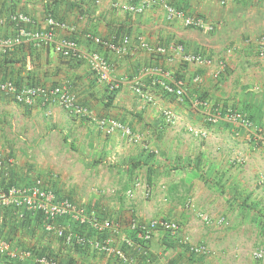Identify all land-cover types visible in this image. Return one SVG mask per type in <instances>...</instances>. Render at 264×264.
I'll list each match as a JSON object with an SVG mask.
<instances>
[{"label": "crops", "instance_id": "crops-1", "mask_svg": "<svg viewBox=\"0 0 264 264\" xmlns=\"http://www.w3.org/2000/svg\"><path fill=\"white\" fill-rule=\"evenodd\" d=\"M117 2L0 0V37L25 28L52 31L54 38L47 44L29 40L4 59L0 53V80L68 89L94 118L74 117L57 103L19 105L0 93V184L26 187L41 180L59 200L95 211L130 238L133 224L173 220L192 244L207 248L204 255L192 254L157 231L147 245L152 264H264L256 256L264 249V142L255 134L260 129L264 137V0H156L143 14L118 8ZM164 5L202 18L212 30L169 21ZM16 13L31 23L9 22ZM50 18L67 27L50 28ZM64 38L108 60L114 79L121 80L113 99L108 83L99 81L85 59L55 51L54 42ZM180 46L213 64L183 62L175 52ZM160 70L185 81V102L163 91ZM139 86L151 101L136 93ZM195 98L211 108L247 112L252 130L229 122L224 112L210 123V108L195 107ZM167 110L174 123L164 117ZM102 118L130 127L136 141L119 130L107 133L96 123ZM56 225L73 239L46 232L35 214L0 208V238L15 247L65 264H125L94 249L89 242L96 238L80 242V228L69 220ZM108 238L134 264H143L120 235Z\"/></svg>", "mask_w": 264, "mask_h": 264}, {"label": "built area", "instance_id": "built-area-1", "mask_svg": "<svg viewBox=\"0 0 264 264\" xmlns=\"http://www.w3.org/2000/svg\"><path fill=\"white\" fill-rule=\"evenodd\" d=\"M115 6L123 8L126 11L133 14H143L149 8H151L156 0H120ZM166 16L169 21H182L187 27H195L205 29L207 31L212 30V26L206 24L202 18H195L187 16L183 10H178L170 5H164ZM11 23H16L23 26L31 23V18L25 14H11L8 19ZM5 21L0 17V24H4ZM48 26L50 28H65L66 24L56 21L53 18L48 20ZM94 41V43L114 48L113 44L103 41L100 38L88 36ZM29 40L47 44L54 40L52 31L44 32H30L25 28L19 29V31L13 37H0V53L6 54L14 50V48L22 46ZM129 40H126L127 44ZM149 51L155 53L165 52L163 49L153 50L149 46L144 45ZM55 51L63 57L69 58H81L85 59L91 69L97 74L101 83H108L111 90L119 88L120 79H114L112 75V69L108 60L97 52L86 53L81 51L78 44L69 39H60L54 42ZM121 52V48L119 50ZM175 52L179 54L182 61L187 64L197 65H212L213 60L199 53H187L183 46L176 48ZM261 57L264 58V51L261 53ZM165 80L160 83L163 91L175 97L178 101L184 102L187 98L186 83L184 80L174 77L168 71L164 72ZM200 82V80H198ZM0 93L7 95L14 102L19 105L31 107L37 102H42L44 105L57 103L61 105L66 111H68L74 117H87L94 118L88 113L87 108L82 106L77 97L73 95L68 89L61 87H44V86H30V85H18L12 81L0 82ZM136 93L143 98L151 101L141 86L136 89ZM195 107L203 106L208 107L210 104L202 101L199 98H195L193 101ZM210 111L207 116V120L210 123H218L222 119V113H225L224 118L229 122L244 127L248 130H252L253 124L247 114L233 110L232 108L222 109L221 107H208ZM164 117L170 122H175V115L170 111L163 112ZM97 125L104 128L107 133L114 131H120V133L126 136L131 142L136 141V137L130 127L114 120L102 118L96 120ZM254 131V130H253ZM255 134L261 141L264 142V137L260 136L261 130L255 129ZM1 164V161H0ZM132 196V192L129 194ZM15 207L21 212H28L31 214L39 213L43 218V228L48 233H54L59 238H67L72 240V235H67L64 228L56 225L58 218H68L71 222L83 224L86 227L104 233L111 231L113 235H120L127 247L134 249L138 253L145 254L148 257L147 262H151L148 254L147 245L152 240L154 233L157 230H162L167 233L171 240L177 241L179 244L187 248V250L195 255H204L207 253L205 245H194L191 243L189 237L183 236L181 233V226L178 222L173 220L158 219L151 220L147 225L139 226L132 225V230L137 235V240L128 237L127 234H119L117 228H115L112 222L105 218H100L95 211L87 210L85 207L77 205L68 199L59 200L57 194L47 187L41 180H37L34 184L26 187H5L0 184V208L3 207ZM23 217V213L20 214ZM206 223L210 221V218L204 217ZM220 222H224L223 219ZM112 235V236H113ZM80 242H84V239L78 237ZM140 241V242H139ZM89 242V241H88ZM111 238H107L103 241H90V245L94 249L115 255L125 264H134L133 259L129 258L127 253L122 249H117L113 246ZM141 243V244H140ZM258 258H264V249L256 252ZM65 264L55 259H50L44 256H39L32 250H24L15 247L14 244L8 240L0 238V264Z\"/></svg>", "mask_w": 264, "mask_h": 264}, {"label": "trees", "instance_id": "trees-1", "mask_svg": "<svg viewBox=\"0 0 264 264\" xmlns=\"http://www.w3.org/2000/svg\"><path fill=\"white\" fill-rule=\"evenodd\" d=\"M19 47H22V46H19ZM11 55V54H10ZM9 55V53H6L5 54V56L3 57V59L5 58V57H9L10 56ZM5 62H6V59H5ZM7 80L6 79H1L0 80V82H6ZM13 82V81H12ZM17 84V83H16ZM18 85H20V84H18ZM109 91H110V96H109V99H113L114 98V95H115V91L116 90H110L109 89ZM237 111H239V110H237ZM240 112H243V113H245V114H247L248 115V117L250 118V120L252 121V119H251V117L249 116V114L247 113V112H245V111H241L240 110ZM252 123H253V121H252ZM15 184V183H14ZM88 210V209H87ZM16 211V210H15ZM8 212V211H7ZM36 215V219H37V221L39 222V224L40 225H43V218H42V216H41V214H39V213H36L35 214ZM23 216H25V215H23ZM31 217V215L30 214H28V215H26L24 218H28V217ZM68 218H58L57 220H56V223L57 224H60V225H62L63 223H67L68 222ZM26 221H28V220H26ZM25 221V222H26ZM70 222H71V220H69ZM25 222H23V223H19L20 224V227L22 226V224H24ZM72 223H74V222H72ZM76 226H79V228H80V230H78V234L80 235V237H82L83 239H84V245H86L87 243H88V241L90 240V237L91 238H96L94 241H103V240H105V239H107L110 235H113V233L111 232V231H106V232H104V233H99V232H97V231H94V230H92V229H90V230H87V232H85V228H86V226L85 225H83V224H76V223H74ZM85 232V233H84ZM92 232V233H91ZM135 233V232H134ZM132 238H134L135 240H137L138 238H137V235L135 234V235H133L132 236ZM140 242V241H139ZM141 244V243H140ZM168 244V243H167ZM88 245V244H87ZM172 245H175V243H170V244H168V247H170V246H172ZM129 249H131L130 247H127V250H129ZM137 254H139L138 256L143 260L142 262H143V264H149L147 261H148V257L145 255V254H143L142 255V253H138V252H136Z\"/></svg>", "mask_w": 264, "mask_h": 264}, {"label": "clouds", "instance_id": "clouds-1", "mask_svg": "<svg viewBox=\"0 0 264 264\" xmlns=\"http://www.w3.org/2000/svg\"><path fill=\"white\" fill-rule=\"evenodd\" d=\"M16 14H21V13H16ZM186 101V100H185ZM184 101V102H185ZM54 191V190H53ZM55 192V191H54ZM69 200V199H68ZM71 201V200H70ZM71 202H73V201H71ZM74 203V202H73ZM76 204V203H75ZM78 205V204H77ZM93 211V210H92ZM154 220H158V219H154ZM166 220H168V219H166ZM181 226V225H180ZM157 231H161V232H164V231H162V230H157ZM156 231V232H157ZM181 233H182V228H181ZM164 234H165V239L167 240L168 239V241H174V240H171L170 238H169V236L167 235V233L166 232H164ZM190 239V238H189ZM191 241V240H190ZM192 243V242H191ZM181 245V244H180ZM182 247H184L183 245H181ZM184 248H186V247H184ZM187 249V248H186ZM261 250V249H260ZM188 251V250H187ZM189 252V251H188ZM149 258H150V256H149ZM150 260H151V262H148L149 264H152L153 263V260L150 258Z\"/></svg>", "mask_w": 264, "mask_h": 264}]
</instances>
